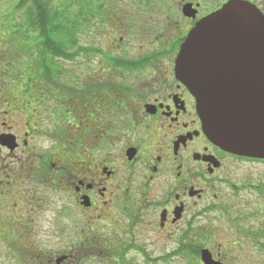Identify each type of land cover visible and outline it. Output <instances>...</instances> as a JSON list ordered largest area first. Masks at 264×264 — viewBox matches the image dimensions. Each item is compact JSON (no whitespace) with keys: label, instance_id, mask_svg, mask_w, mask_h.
Returning a JSON list of instances; mask_svg holds the SVG:
<instances>
[{"label":"flooded vegetation","instance_id":"1","mask_svg":"<svg viewBox=\"0 0 264 264\" xmlns=\"http://www.w3.org/2000/svg\"><path fill=\"white\" fill-rule=\"evenodd\" d=\"M165 1L156 0L160 35L140 58L114 55L118 27L88 14L80 22L92 30L111 24L108 49L79 46L74 76L31 72L26 94L0 90V264L125 258L130 246L141 254V238L183 248L201 222L234 248L218 245L215 261L264 264V159L210 143L174 73L198 21L232 1L264 16V0Z\"/></svg>","mask_w":264,"mask_h":264},{"label":"water","instance_id":"2","mask_svg":"<svg viewBox=\"0 0 264 264\" xmlns=\"http://www.w3.org/2000/svg\"><path fill=\"white\" fill-rule=\"evenodd\" d=\"M174 73L195 99L210 143L264 159V16L255 7L232 1L198 21L180 45ZM200 261L221 264L206 249Z\"/></svg>","mask_w":264,"mask_h":264},{"label":"rangeland","instance_id":"3","mask_svg":"<svg viewBox=\"0 0 264 264\" xmlns=\"http://www.w3.org/2000/svg\"><path fill=\"white\" fill-rule=\"evenodd\" d=\"M88 1V0H87ZM93 1V4H97L99 6V16L107 17V19L111 21L112 25L118 27L119 31L116 33V38L120 37L122 39L121 43L116 47V51H114V55L117 53H123V56L126 58H140L141 53H145L152 47L151 43L155 41L154 37H158L159 35H155V26H158L159 14H161L160 6L157 4L156 0H90ZM148 1V3H147ZM170 0H166L165 4ZM17 0H0V90L2 91H12L14 90L16 84V77L19 74V70L23 67L19 65V61L13 62L14 59L19 60L21 52L15 54L14 50L8 48L4 45L3 40L1 41V37H4L2 29V23L6 26L10 25V21L8 17L10 7H13ZM147 3V4H146ZM169 4V3H168ZM4 16V17H3ZM13 25L20 24L21 21L16 15V18L12 20ZM98 24V23H97ZM12 25V24H11ZM111 24H109V27ZM105 25H97L95 30H92L88 26V30L82 34L79 38L81 42L78 43V47L86 48V44H90L91 48H95L97 46L107 47V38L109 37L108 28ZM16 31V29H15ZM108 32V33H107ZM164 42L162 36L161 41ZM106 43V45H105ZM115 43V42H114ZM94 45V46H93ZM115 47V46H114ZM78 49H76L77 51ZM81 54V53H80ZM76 55L74 60L67 62L66 60H59V66L62 70L57 72V75H76L80 73L79 70V56ZM10 59L12 63L9 66L4 64L2 59ZM36 55L35 58L38 59ZM82 63V62H81ZM78 66V68H77ZM8 67V68H7ZM81 69H85L81 66ZM63 71L65 73H63ZM20 76V75H19ZM18 76V77H19ZM131 77V78H130ZM129 80L133 85L137 84L136 79H132L135 75H131ZM52 220V219H51ZM203 221V220H200ZM53 224L50 222V231H52ZM141 235L146 237H151L152 234H147L144 232V229L141 228ZM58 237L54 238L50 235L49 243L47 250L51 253H54L52 257L53 262L58 260V257H54L56 251L59 247V242H57ZM224 241H221L218 238V227L215 224H211L210 226L203 225V223H198L194 226V233L192 238L186 242V244L193 248L199 247L203 249L212 251L215 256H217V252L219 250L218 245H222V247L227 250H233L230 245L222 244ZM127 244H131L128 242ZM135 244V243H133ZM186 244H184L185 251L188 252L189 248H186ZM138 245L143 248L141 254L135 249L132 251L130 246L129 253L123 259V264H202L199 258H194L192 255H188L180 253L178 250L179 246L176 245V242H156L150 240H143L136 242L135 246L138 248ZM177 252H176V251ZM230 250V251H231ZM135 251V252H134ZM225 251V250H224ZM176 252V253H175ZM211 252V254H212ZM147 253L148 260H145L144 254ZM178 253V254H177ZM222 254L224 252H221ZM231 256V255H229ZM114 257H108L104 255H93L88 257H82L78 259H70L69 264H114L112 259ZM229 258V257H228ZM46 259H44L45 261ZM37 263L41 262V259L35 260ZM60 261V260H58ZM118 262V261H117ZM60 263V262H59ZM120 263V262H119ZM54 264V263H53ZM62 264V263H61ZM68 264V263H67Z\"/></svg>","mask_w":264,"mask_h":264},{"label":"trees","instance_id":"4","mask_svg":"<svg viewBox=\"0 0 264 264\" xmlns=\"http://www.w3.org/2000/svg\"><path fill=\"white\" fill-rule=\"evenodd\" d=\"M8 11L7 18L11 21L8 26L2 23L4 37H1V41L4 42V48L7 46L13 49L15 54L21 52L20 59L13 61H19V65L23 67L16 77L17 85L14 90L23 94L28 92V75L31 72L36 76H55L58 71L62 73L59 60H74L78 43L81 42L79 37L88 30L84 28L88 24L81 23L80 20L88 14L101 16L99 6L90 0H17ZM16 15L21 23L13 25L12 20ZM36 55L38 59H29ZM2 61L7 66L12 63L6 58ZM122 65L115 66V69L123 68ZM132 66L134 67L131 65L130 68ZM200 250L201 248L194 247L190 254L183 246L179 247L178 253L181 255L184 252L199 258ZM144 258L148 260L146 253ZM112 259L114 264H123L122 258Z\"/></svg>","mask_w":264,"mask_h":264}]
</instances>
